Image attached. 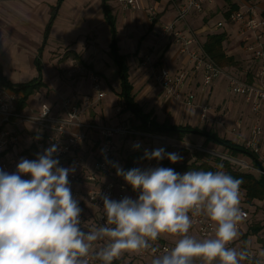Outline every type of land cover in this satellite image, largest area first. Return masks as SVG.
I'll return each instance as SVG.
<instances>
[{"label": "crops", "instance_id": "1", "mask_svg": "<svg viewBox=\"0 0 264 264\" xmlns=\"http://www.w3.org/2000/svg\"><path fill=\"white\" fill-rule=\"evenodd\" d=\"M183 1L146 0L141 3L140 9L121 10L115 0H105L113 18L118 52L124 55L128 67V81L132 85L131 92L134 95V100L145 112L151 111L152 117L158 123L188 124L192 127L200 125L201 106L211 104L218 108V114H220L218 116L222 114L221 118L226 121V128H232L235 123L239 125L236 134H227L223 128L219 129L223 138L234 142L237 141V134L248 138L251 126L249 129L247 126L253 115L248 105L245 104L243 96L231 93L230 97H225V91L227 92L229 89L226 78H220L218 82L209 86H202L200 71L192 68L187 54L179 52L171 37L167 36L158 43H154V37L161 26L170 23L176 17L178 7ZM231 5L234 7L229 11ZM149 6H153L156 10V15L153 18H150ZM249 8L254 9L256 16H262L264 0H213V2L205 4L201 12L191 11L186 16L185 22L178 23V28L184 33L195 36L201 46L208 34L225 33L224 52L228 56L234 57L236 64L222 67V69L226 74L251 80L255 60L244 49L239 25L228 21L230 12L247 11ZM104 9V0H75V5L71 0H0L2 80L10 84L19 82V74L30 73L29 69L36 68V59H39L42 65L41 80L43 85L28 97L24 109L34 111L43 102L57 107L59 99L65 95L83 97L89 94L90 82L84 76L77 78L68 73V76L64 74L71 68L73 62H79L78 59L72 57L74 53L82 61L81 65L86 64L88 71H94L101 77L103 90L111 92L113 95L110 103L101 100L90 108L82 120L100 125L119 123L116 122V118L112 117L117 108V93L119 89H122V85L118 66L111 52L112 33ZM61 18L64 19L63 22L60 21ZM49 20L50 24L45 37ZM218 22L222 24L218 26ZM103 29L104 31H101ZM248 34L253 35L252 32H248ZM262 41L264 45V32ZM151 45H155V48H152L151 53H147ZM46 47H49V58L52 60L53 66V77L49 80L45 79L41 59ZM65 52L71 55L64 57ZM146 56L149 57L146 59ZM157 63L159 64L157 70L165 68L171 73L179 70L186 71L183 85L170 95H165L154 80L150 67ZM35 77H37V73L33 76V78ZM228 91L230 92V90ZM187 98L193 102L192 106L186 105ZM259 113L264 120V106ZM261 125L264 128V123ZM121 126L126 125L122 124ZM88 133L91 137L94 136L91 131ZM124 139V136L115 137L116 150L113 155L115 165L121 168H123L124 161L116 159V152ZM258 140L262 141L261 145L264 147V133ZM91 152L93 151H91L89 141L78 149V153L84 154L88 161L92 160ZM142 165L143 163L139 164L140 167ZM122 180L126 184L122 196L136 199L139 192H134L135 194L131 195L128 184L123 178ZM88 185L89 182L82 179L77 183V187L80 188ZM84 201L86 203V199ZM240 206L248 212L247 204L244 207L241 202ZM84 218L88 222L86 215ZM248 220L249 217L241 222L239 230L240 237L244 238H242L243 244L244 241L247 242L251 234L247 232ZM91 221L92 218L89 219V222ZM191 231L192 234H195L192 228ZM237 240L235 241L237 242ZM171 245L174 247L173 244ZM255 250L247 251L251 256L248 264H259L261 246L257 253L254 252Z\"/></svg>", "mask_w": 264, "mask_h": 264}, {"label": "clouds", "instance_id": "2", "mask_svg": "<svg viewBox=\"0 0 264 264\" xmlns=\"http://www.w3.org/2000/svg\"><path fill=\"white\" fill-rule=\"evenodd\" d=\"M57 151L52 145L36 159L21 158L15 172L0 170V264H113L125 253L155 252L153 242L163 234L178 239L151 264H194L197 258L204 264H242L251 259L246 250L228 246L240 237L246 217L240 206L241 179L224 171L180 174L160 166L125 171L115 165L116 174L139 195L119 201L102 196L103 223L84 231L82 209L69 187L74 169L58 167ZM144 159L177 163L183 157L160 148L145 150ZM201 216L214 223V236L189 234L193 217Z\"/></svg>", "mask_w": 264, "mask_h": 264}, {"label": "built area", "instance_id": "3", "mask_svg": "<svg viewBox=\"0 0 264 264\" xmlns=\"http://www.w3.org/2000/svg\"><path fill=\"white\" fill-rule=\"evenodd\" d=\"M144 1L146 0H116L122 10L140 9L141 3ZM211 2L213 0H184L178 7L176 17L170 23L162 25L157 36L159 38L171 37L179 52L187 54L192 68L201 73L202 86H209L221 75L226 76L231 92L243 96L250 104L251 109L259 113L264 106V45L262 41L264 17L256 16L253 8H249L247 11L235 10L229 13L228 21L239 25L244 49L255 60V68L251 80L226 74L220 66L208 57L195 36L184 33L178 28V23L185 22L186 16L191 11L201 12L205 4ZM148 11L150 18L156 15L153 6H149ZM221 24V22L217 23L218 26ZM248 32H252L253 35L250 36ZM185 77V70L171 73L165 68L159 69L154 75L155 82L165 95H170L174 90L180 88ZM88 78L90 92L86 96H63L59 99L57 107L43 102L34 111H27L24 108L18 109L19 94L0 79V170L8 173L15 172L16 165L21 158L36 159L37 153L43 154L45 149L56 145L58 151L54 154V158L59 161L58 167L74 169L68 175L73 198L78 201L86 199L97 208L102 209V196L106 195L110 199L119 201L123 198L122 191L126 189L122 176L116 174L113 160L116 150L115 137H126L136 134V132L118 124L109 126L82 120L90 108L97 105L105 97L101 77L94 71H89ZM191 102L190 98L186 99L188 106L191 105ZM209 110L208 104L201 106L202 118L207 115ZM88 131H91L94 136L91 137ZM263 131L264 128L257 120L251 128L250 137L245 144V148L257 156L260 153V148L257 146L258 139ZM87 141H89L91 151H93L91 152L93 154L91 161H88L84 154L78 153V149ZM160 161L147 159L143 162L141 169L160 166ZM23 178L29 179L30 176L24 174ZM81 179L89 182V185L77 187V183ZM96 193L99 194L95 196ZM241 196L242 190L240 189ZM241 209L246 213L243 220L245 221L249 215L246 210ZM80 220L82 230L87 231L84 228V218L81 215ZM240 227L241 223L239 230ZM191 228L203 238L214 236L215 225L204 216L193 217ZM234 242L228 246L233 247ZM153 248L155 252L151 248L149 251L155 255L172 249L169 244L158 240L153 242ZM146 251L141 254L144 255ZM196 262L204 264L199 258L194 260V264ZM215 263L218 264V261L213 262V264ZM91 264L94 262L92 261ZM259 264H264L263 247L259 254Z\"/></svg>", "mask_w": 264, "mask_h": 264}, {"label": "rangeland", "instance_id": "4", "mask_svg": "<svg viewBox=\"0 0 264 264\" xmlns=\"http://www.w3.org/2000/svg\"><path fill=\"white\" fill-rule=\"evenodd\" d=\"M72 4L75 5V0H71ZM116 2V0H115ZM117 4V2H116ZM118 5V4H117ZM119 7V6H118ZM120 8V7H119ZM121 9V8H120ZM122 10V9H121ZM61 22L64 21L63 18L60 19ZM59 28L61 26L59 25ZM101 31H104L101 30ZM163 38H159L157 34L154 37V43H158L161 41ZM151 48V49H150ZM148 48L147 53L152 52V48H155V45H151V47ZM49 47H46L44 50V53L42 55V63H43V72L45 75V79L49 80L50 78L53 77V66H52V60L49 58ZM149 56H146V59ZM73 65L71 66L70 69H68L67 72H64L66 75L67 73L71 75L72 77H77V78H82L84 76L85 79L89 81L88 74H89V69L81 65L79 62H73ZM159 67V64L151 65L150 69H152L153 77L157 73V68ZM30 73L20 75L19 82H11L12 85H18L21 83H26L33 79V76L36 75L37 69L34 67L33 69H29ZM157 70V71H156ZM31 74H33L31 76ZM67 74V76H68ZM29 77V78H28ZM220 78H226V76L221 75L219 78H217L214 82H218V79ZM155 80V79H154ZM90 82V81H89ZM213 82V83H214ZM16 83V84H15ZM157 84V83H156ZM227 85H228V80H227ZM158 86V85H157ZM159 87V86H158ZM229 87V85H228ZM103 88V87H102ZM230 90V87L229 89ZM227 90L225 91V97L228 98L230 95L233 93ZM121 89H119V92L117 93V108L114 111L115 114L113 115L112 118H116V122H119L118 125H126L128 126L129 130L132 132H136V134L133 135H128L125 137L123 142L120 143L118 149H117V154H116V159L119 161H124V158L127 154L131 152H139L143 156L145 155V150L148 152H151L156 149L163 148L166 153H178L183 157V159L175 164H180L183 162H192L194 160V157L192 156V152L196 150H200L203 152H207L211 155V158H204V160H210L213 161L214 158L219 157L223 160H228L233 167V169L239 170V171H244V172H251L253 173L256 177L260 175V172L258 171L257 168L253 166V163L250 158L243 154H238L236 156L230 155V153L224 149L222 146L214 144L213 142H208V144H205L203 142V137L199 135H186L183 137V139L179 140L176 137H170L166 135H161L158 133H153L146 131L142 128L139 127V121L136 120L133 115L129 111L123 110V99L120 95ZM232 93V94H231ZM238 95V94H234ZM65 96H72V95H65ZM76 96V95H75ZM241 96V95H240ZM112 93L111 92H106L105 91V97L102 99L106 102H111L112 101ZM244 98V97H243ZM213 101V100H212ZM244 102L246 105H248L249 110L251 111L253 118L251 121L248 123L247 129L252 128L254 124H256V121L259 120V122L264 123V120L260 117L261 114L254 112L251 109L250 104L244 99ZM213 103V102H212ZM187 105V104H186ZM193 105V102H191V105ZM188 106V105H187ZM210 110L208 111L207 115L202 118L201 112L199 113V127L203 128L205 130H211L215 132L217 135L220 134L221 137L222 134L219 132V129H222L228 134H236L237 129H239V125L237 123L234 124L232 128H226V121L222 119V114L221 116H218V108H216L214 105H209ZM106 125L111 126V123H108ZM33 129V128H32ZM227 129V131H226ZM264 133V131H263ZM226 135V134H225ZM237 136V141L236 143L241 144L245 146L246 142L248 141L249 137H244L240 136L239 134ZM261 142L258 140V147L260 148V153L258 154V161L262 165L264 169V147L261 145ZM139 144V148H134L133 145ZM147 160V159H145ZM128 190L132 194H135L134 191L132 190L131 186L128 184ZM241 202L243 206L248 205V215H249V220L247 221V232L250 234L248 237L247 242L243 244L242 238L240 237L237 242L235 241L233 243V247L236 248L237 250H255L254 252L257 253L258 249L260 246L263 245L264 242V201H259V200H252V201H247L246 197L242 195L240 197ZM78 201V200H77ZM78 206L82 209L80 215L84 218L86 215V220L84 218V228L85 230L90 229L93 226H98L103 223V220H100V217L103 216V210L97 208L90 202L86 200V203L83 200L78 201ZM103 208V207H102ZM89 214V215H88ZM84 215V216H83ZM92 218V221L89 222V219ZM261 226V229L256 233L252 234V229L253 227ZM189 234L193 235L197 239H204L203 237L199 236L197 233L192 234L191 228L189 230ZM178 239V237L171 236L168 234H163L158 241L163 242V241H168L172 242L171 244L175 245V241ZM244 239V238H243ZM169 244L172 248L173 246ZM238 244V245H237ZM239 246V247H238ZM262 248V247H261ZM148 249L145 254H135V253H125L121 256L120 259L113 261V264H151L152 259L154 258L155 254H153L152 251H149ZM94 264H101L100 261L96 260L93 261ZM245 261V264H248ZM195 264H202V262H196Z\"/></svg>", "mask_w": 264, "mask_h": 264}, {"label": "trees", "instance_id": "5", "mask_svg": "<svg viewBox=\"0 0 264 264\" xmlns=\"http://www.w3.org/2000/svg\"><path fill=\"white\" fill-rule=\"evenodd\" d=\"M105 17L110 23L111 27V52L113 54L115 63L118 66L119 75L121 78V97L123 99V110L129 111L133 117L139 121V127L153 133H158L161 135H166L170 137H176L177 139L181 140L186 135H199L203 137V142L208 144V142H213L214 144L222 146L226 149L230 155L236 156L238 154H243L251 159L253 166L257 168L255 160L258 161V156L251 150L245 148V146L238 144L232 140L225 139L223 137L218 136L215 132L211 130H205L198 126H190L188 124L181 125V124H167V123H158L155 121L154 117H152V112L148 111L145 112L142 107L135 102L134 95L132 94V85L128 81V67L125 61L124 55H121L118 52V47L116 44V36L114 32V22L112 15L110 14L107 5L105 4ZM233 5L230 6L229 11L233 9ZM264 17V13L262 14ZM51 20V19H50ZM50 20L48 25L46 26L45 30V37L47 36ZM225 33H211L206 36V40L202 44V48L204 52L208 55L210 59H212L218 66L225 67V66H232L236 64V60L232 56H228L225 54L223 49V41L225 40ZM71 54L65 52L64 57H69ZM74 59H78L77 54H72ZM36 69H37V77L31 79L26 83H21L18 85H12L9 82L5 81V84L13 89L15 92L19 94L18 96V109H22L25 107L27 99L30 95H32L35 91H37L42 85L43 82L41 80L42 76V65L39 59L35 60ZM83 65V64H82ZM84 67H88L85 66ZM0 78L2 79L1 74V67H0ZM124 91L126 95L124 96ZM192 156L194 160L192 162H183L180 164L171 163L168 159H163L160 161V167H171L177 173L183 174L186 171L192 170H203V171H224L227 174H230L234 178H238L242 180V184L240 189L242 190V195H244L247 201L252 200H259L264 201V182L263 176L260 173L258 177H256L251 172H244L233 169L230 162L228 160H223L219 157L213 159V161L207 160L211 158V155L207 152H203L200 150H196L192 152ZM204 158H207L204 160ZM145 161L144 156L139 152H131L127 154L124 158L123 170L127 171L134 167H139V164ZM259 162V161H258ZM260 163V162H259ZM222 166V167H219ZM123 178V177H122ZM261 229V226L253 227L252 234H256ZM245 243V241H244ZM264 248V242L261 246Z\"/></svg>", "mask_w": 264, "mask_h": 264}, {"label": "water", "instance_id": "6", "mask_svg": "<svg viewBox=\"0 0 264 264\" xmlns=\"http://www.w3.org/2000/svg\"><path fill=\"white\" fill-rule=\"evenodd\" d=\"M106 14V13H105ZM124 96L126 95V92L124 91ZM255 163H256V165H257V169H258V171L262 174V176H263V182H264V169H263V167H262V165L258 162V161H256L255 160Z\"/></svg>", "mask_w": 264, "mask_h": 264}]
</instances>
